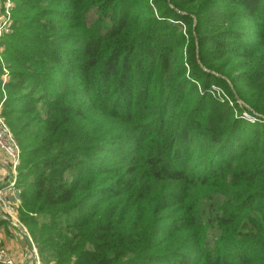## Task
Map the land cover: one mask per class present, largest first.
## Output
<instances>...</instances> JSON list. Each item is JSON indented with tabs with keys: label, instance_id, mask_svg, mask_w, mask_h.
I'll return each instance as SVG.
<instances>
[{
	"label": "trees",
	"instance_id": "1",
	"mask_svg": "<svg viewBox=\"0 0 264 264\" xmlns=\"http://www.w3.org/2000/svg\"><path fill=\"white\" fill-rule=\"evenodd\" d=\"M11 1L1 115L43 264H264V0Z\"/></svg>",
	"mask_w": 264,
	"mask_h": 264
},
{
	"label": "built area",
	"instance_id": "2",
	"mask_svg": "<svg viewBox=\"0 0 264 264\" xmlns=\"http://www.w3.org/2000/svg\"><path fill=\"white\" fill-rule=\"evenodd\" d=\"M9 0H6V6H9ZM5 8V7H4ZM8 7L5 9L4 14L0 18V65L2 72L6 71L4 67V62L2 59V45L1 38L3 35L10 32L11 26V16ZM5 73L2 74V81L4 83ZM5 99L3 94V99L0 101V112L2 102ZM0 151L7 157V167L5 168L7 176L0 181V215L1 219L7 220L13 227L18 230L19 235L23 240H25V248L23 250V255L21 258H17L6 248L0 246V264H40L36 247L30 234L24 224L19 219L18 207L20 205V191L16 188L17 179V166L20 161V147L11 133L9 127L6 125L3 117L0 113Z\"/></svg>",
	"mask_w": 264,
	"mask_h": 264
},
{
	"label": "rangeland",
	"instance_id": "3",
	"mask_svg": "<svg viewBox=\"0 0 264 264\" xmlns=\"http://www.w3.org/2000/svg\"><path fill=\"white\" fill-rule=\"evenodd\" d=\"M5 2H6V0H0V18L2 17V15L4 14V11H5V9H7L8 7H10L11 6V8L9 9V13H10V16H11V9H12V7H13V2L11 1V0H9V6H6L7 4H5ZM5 7V8H4ZM11 26H12V19H11ZM11 26H10V31H11ZM10 33V32H9ZM8 34V33H7ZM6 35V34H5ZM3 37H4V35H3ZM2 37V38H3ZM2 38H1V45H2V48H3V50H2V53H1V55H2V59H3V62H4V58H3V52H4V46H3V44H2ZM5 63V62H4ZM4 67L6 68V71L4 72H2V74H4L5 73V78H4V83L9 79V69L7 68V66H6V64H4ZM2 68V67H1ZM3 81H2V77H1V96H2V98H1V100L3 99V94H4V96H5V92H4V90L2 89L3 88ZM221 87H219V89L217 88V91H218V93H216L215 94V96H216V98L220 101V102H227L228 103V105L229 106H234L235 104L237 105V107H238V109H240V111H241V115H240V117H242L244 120H246V121H248V122H250V123H260L261 122V119L260 118H258V117H256V116H251V115H249L248 113H247V111H244V109H245V105L240 101V100H236V102H234V101H232V98L231 97H227L226 95H225V91L223 92L222 91V89H220ZM216 89V88H215ZM0 100V101H1ZM4 101V100H3ZM3 103V102H2ZM247 108V107H246ZM238 112V111H237ZM1 113V112H0ZM2 116V115H1ZM4 119V118H3ZM7 125V124H6ZM10 129V128H9ZM11 131V130H10ZM12 133V132H11ZM16 139V138H15ZM0 161H2V158H0ZM6 166H7V163L5 164V163H3V162H0V168H2V169H4L5 170V168H6ZM28 169L30 170L31 168L28 166ZM25 177H23V179L22 180H26V179H24ZM27 181V180H26ZM19 185V182H18V172H17V179H16V188L17 189H19V191H20V193H21V187L20 186H18ZM20 197V196H19ZM20 205H21V200H20ZM20 205H19V207H18V214H19V209H20ZM2 218V216L0 215V219ZM20 219V218H19ZM1 220H4V219H1ZM7 221V220H6ZM8 222V221H7ZM22 222V221H21ZM23 223V222H22ZM8 224H9V226H10V228L12 229V231H13V233L14 234H16L20 239H21V241H22V243L25 245V240H23L22 238H21V236L19 235V233H18V230L15 228V227H13L9 222H8ZM24 224V223H23ZM24 226L26 227V225L24 224ZM26 229L28 230V228L26 227ZM29 232V231H28ZM30 234V233H29ZM30 237H31V235H30ZM32 238V237H31ZM32 241H33V239H32ZM34 245H35V247H36V253H37V257H38V260H39V263L40 264H43V262L41 261V259H40V256H39V252H38V249H37V245H36V243L34 242ZM0 246H2L1 244H0ZM2 247H4V246H2ZM5 248V247H4ZM7 249V248H6ZM8 250V249H7ZM9 251V250H8ZM12 253V252H11ZM13 254V253H12ZM14 255V254H13Z\"/></svg>",
	"mask_w": 264,
	"mask_h": 264
},
{
	"label": "crops",
	"instance_id": "4",
	"mask_svg": "<svg viewBox=\"0 0 264 264\" xmlns=\"http://www.w3.org/2000/svg\"><path fill=\"white\" fill-rule=\"evenodd\" d=\"M0 158H2L3 163H7V157L0 151ZM7 167V166H6ZM7 176L6 170L0 168V181ZM0 244L12 252L17 258H21L23 255V250L25 245L22 243L21 239L13 233L8 222L6 220L0 219Z\"/></svg>",
	"mask_w": 264,
	"mask_h": 264
}]
</instances>
